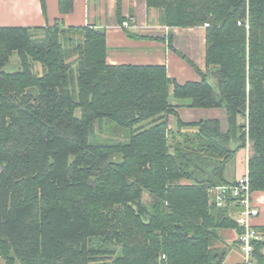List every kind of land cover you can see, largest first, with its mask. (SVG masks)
<instances>
[{
	"label": "trees",
	"instance_id": "16d2710c",
	"mask_svg": "<svg viewBox=\"0 0 264 264\" xmlns=\"http://www.w3.org/2000/svg\"><path fill=\"white\" fill-rule=\"evenodd\" d=\"M146 3L170 29L207 25L206 74L167 40L200 81L109 64L93 25L0 27V264H222L237 207L212 191L248 143L250 186L264 192V0ZM117 18L129 32L121 0ZM14 53L20 69L6 72ZM178 108L224 109L227 130ZM104 124L128 140L102 142Z\"/></svg>",
	"mask_w": 264,
	"mask_h": 264
},
{
	"label": "crops",
	"instance_id": "0c3cea01",
	"mask_svg": "<svg viewBox=\"0 0 264 264\" xmlns=\"http://www.w3.org/2000/svg\"><path fill=\"white\" fill-rule=\"evenodd\" d=\"M117 9L118 0H73V10L62 14L60 0H46L44 14L40 0H0V27H46L57 20L62 21L66 27L93 25L106 31L109 64L166 65L168 75L180 83L200 81L196 70L169 49L167 40L173 33L174 41L179 39L181 42L180 46L175 45L177 49L206 74V26L170 29L159 23L157 9L148 10L146 0H121L122 15L129 19L130 28L127 32L118 23ZM192 110L194 112V109L178 108L177 111L185 122L219 120L223 130H227V114L224 109H196L198 118L186 113ZM237 161L240 164L246 163L248 167L244 150L237 154L235 170H228L230 175L227 177L232 182L245 174H237ZM253 199L259 209L254 225L263 236V246L260 254L255 257V264H264V192L253 193ZM235 216L236 213L233 218ZM220 235L221 242L217 247L227 250L222 264H240L243 256L238 231L222 230Z\"/></svg>",
	"mask_w": 264,
	"mask_h": 264
},
{
	"label": "built area",
	"instance_id": "2783aa9c",
	"mask_svg": "<svg viewBox=\"0 0 264 264\" xmlns=\"http://www.w3.org/2000/svg\"><path fill=\"white\" fill-rule=\"evenodd\" d=\"M123 26L130 28L128 22H125ZM212 192L218 207L224 208L228 205L237 207L234 219L240 229L238 242L243 256L240 264H255V243L262 242L263 236L254 225L259 209L254 203L248 169L235 182L216 187Z\"/></svg>",
	"mask_w": 264,
	"mask_h": 264
},
{
	"label": "rangeland",
	"instance_id": "374dc122",
	"mask_svg": "<svg viewBox=\"0 0 264 264\" xmlns=\"http://www.w3.org/2000/svg\"><path fill=\"white\" fill-rule=\"evenodd\" d=\"M180 44H181L180 40L176 39L175 45L178 47V46H180ZM19 69H20V59H19L18 55L16 53H14L12 55L11 59H10V63L5 67L4 70L6 72H16ZM35 71L37 73H41L42 72V67L40 65H36ZM208 81L210 82V84H212L214 87L217 88V80L214 77L208 78ZM171 102L173 104H175V105L183 103V101H178V100L174 99L173 97L171 98ZM197 111L198 110L194 109V112L192 110V111L186 112V113H190V117L198 118V115L195 114V113H198ZM184 113L185 112H183V114ZM171 127L174 128V129L176 127L175 118L172 119ZM99 136H100V139H101L102 142H104V141L107 142V141H110V140H115V141L116 140H122V141H127L128 140V138H127L128 137V133H126V132H124L122 130H118L115 127H108L107 124H104V128H103V130H101V133L99 134ZM249 147H250V143H248V148L243 149L244 150L245 159H247V160L249 159L250 154H251V151H250L251 149ZM241 155H242V153L238 156L237 159H239ZM238 162L239 161H237V163ZM237 165H239L238 166V170H237V174L238 175L241 174L242 172H246V170H247L246 163H241V164L238 163ZM235 168H236V161L229 169L235 170ZM227 175H230V172H228ZM235 181H233V182H235Z\"/></svg>",
	"mask_w": 264,
	"mask_h": 264
}]
</instances>
